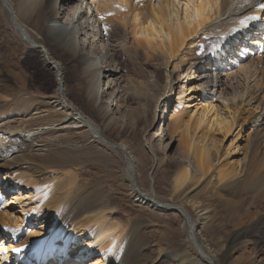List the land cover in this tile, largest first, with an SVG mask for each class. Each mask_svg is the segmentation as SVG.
<instances>
[{
    "label": "bare ground",
    "instance_id": "obj_1",
    "mask_svg": "<svg viewBox=\"0 0 264 264\" xmlns=\"http://www.w3.org/2000/svg\"><path fill=\"white\" fill-rule=\"evenodd\" d=\"M185 3L187 0L179 4L172 0H0L12 31L25 46L40 51L41 63L53 73L55 82L50 94L38 98L29 97L23 82L18 93L30 99L19 102L22 99L6 95L10 89L0 99V109L8 100L13 105L0 116V264H264L260 251L250 253L245 248L243 255L232 258L238 244L250 245L254 234L263 237L264 206L233 211L238 205L230 199L237 195L241 199L243 194L250 201L264 199L258 195L264 192V0H193L187 19ZM109 12L113 15L99 19ZM25 20L32 22L35 32H43L52 47L76 60L84 87L64 81L60 64L36 41ZM115 28L124 34L123 42L116 40V46L130 66L140 68L145 76L137 85L133 76L129 81L123 78L111 49L110 31ZM209 40L215 46L203 55V44ZM244 44L255 45L259 55L244 56L237 63L241 58L235 52L245 53ZM94 55L100 56L99 61L93 60ZM156 70L163 72V93L157 97L148 131L155 130L161 140L168 136L167 151L175 141L182 151L175 158L183 165L176 169L173 183L179 203L163 201L153 190L151 172L155 174L158 166L153 153L151 172L146 174L150 187L145 190L137 167L145 158H135L126 145L108 140L68 98V93L76 94L108 124L114 115L126 117L131 92L157 87ZM221 74L228 82L234 79L240 84L243 79L245 87L217 92L215 97L206 94L222 85ZM13 76L21 78L14 72ZM254 85L261 87L258 95L249 94ZM174 91L178 92L176 100H172ZM256 97L261 100L254 106ZM98 149L107 151L101 154L102 163L128 172L129 193L135 202L158 214L169 211L177 216V226L166 223L176 222L172 216L159 222L168 247L158 244L153 252L144 236L140 240L137 221L132 227L121 224L119 218L111 221L100 187L79 185L76 175L85 168L81 159L92 162ZM139 155L145 156L143 149ZM200 191L204 201L198 199ZM57 192L63 201L58 199L56 204ZM133 245L143 252L137 248L136 255Z\"/></svg>",
    "mask_w": 264,
    "mask_h": 264
},
{
    "label": "rangeland",
    "instance_id": "obj_2",
    "mask_svg": "<svg viewBox=\"0 0 264 264\" xmlns=\"http://www.w3.org/2000/svg\"><path fill=\"white\" fill-rule=\"evenodd\" d=\"M23 22H24V25L29 30V32H31L33 36H36V41L48 49L49 51L48 53L51 55L50 57L53 60L55 59V61H57L60 64L64 81H68V83H70L71 85H75L76 83L79 82L82 85L81 88L84 87L85 84L82 83L81 79H79L80 78L79 77L80 71L78 68L79 64L76 62V60L72 59L68 54L60 50H57L55 47H52L50 42L46 41L48 39L45 38L43 32H39V34L35 32L34 26L31 21L25 20ZM120 30H121L120 28H115L110 31L111 33L110 40H112L110 42L111 49L112 50L114 49L113 51L117 56L115 58L119 63V66L121 68V73L124 75L123 78H126V80L129 81V77L133 76L132 78L134 79V84L137 85V81L143 80L142 78H144L145 76L144 74H142V70L140 68L137 67L136 69H133V67L130 66V64L125 59L126 58L125 55H123L120 48L116 46L117 45L116 40L117 42H123L124 40V36H123L124 34L122 30L121 31ZM256 38H259V37H252V40L254 39L256 40ZM257 40L259 41V39ZM239 42H241V40ZM204 43L205 44H203L204 45L203 51L201 50L202 54L205 53L207 49L211 50L215 46V42L213 40H209ZM124 44L125 42L122 43V45ZM252 46L253 48H251V46L248 47V45L246 44L241 46L243 48V52H245L247 55H245V53L241 55V52H239V50L235 52V54H237L238 52V54L235 55L237 59L239 60L241 58L240 59L241 61L239 60L237 61V63H242L244 56L246 58H249L251 56L256 57L257 55H259V51L256 49L257 47L255 45H252ZM230 52L232 53L233 51L231 50ZM238 55H240L241 57H238ZM99 58L100 56L97 57V55H94L93 60L99 61ZM201 59H203V57ZM139 61L142 63L143 59L139 58ZM145 69L148 71H153L149 66H146ZM232 71L235 72V70H232ZM232 71H230L229 73H231ZM13 72L16 73L18 77H21V78H19L18 80L14 78V76L12 78ZM156 73H158L156 76L158 77L157 79L159 82L156 88H159V90L155 88L153 89V91H147V92L142 91V93H140L141 91H139V93L136 91L139 95L136 92L135 93L131 92L130 96L127 98L129 107L127 110L126 117L123 118V117H120L119 115H114L115 116L113 119L114 121L108 124L105 123V121H103L101 118H99L97 114L95 113V111L91 110V108L88 107L80 97H77L76 94L74 95L72 93H68V98L76 106V108L81 110L82 113H84L86 116L91 118L96 123V125L100 127L102 134L108 140L115 142V143L126 145L128 147L129 152L132 155H135V158H138V159L145 158V162L143 163L142 166L140 163L139 165L137 164L138 174L140 177L139 183L142 189H145V190L149 189L150 187L146 174H148L149 171L151 172L150 165L152 162V153H153L154 156L157 158V163H158V166H157L158 168L156 167V169L154 170L155 174L151 172L153 180H154L153 190L155 189L154 191H156L157 197L162 199L163 201L165 200L171 203H179L180 196L173 193L174 192L173 183H174V178L176 177L178 166L183 165V163L180 164V162L178 160H175V158H176V155H179V156L182 155V151H180L181 149H179L180 147L177 144V141L173 143L170 151H167L165 147V143H168L169 141L168 136L166 135L167 137L166 136L163 137V135H161L163 137V139L161 140L159 136L156 135L158 133L154 132L155 130L151 129L150 131H148L154 119L153 116L155 113V108L158 105L155 103H157V99L160 97L159 94L161 92L163 93V84H161L163 83V80H164L163 72L161 70H156ZM220 76H222V78L220 79V81L222 82V85L219 84L221 87L217 85L215 88L211 89L212 93L205 92L206 94H209V95L212 94L215 97L217 96L216 94L217 92L218 93L221 91L227 92V91H232L234 89L239 91L243 89L244 85H243V82H241L243 81V79L240 81V84H238V82L236 83L234 79L228 82L226 78L223 76V74H221ZM173 80H174L173 83L177 82L176 76L173 77ZM23 82L26 83V89H27L26 93L30 94L29 97L34 96L35 98L50 94L55 86L53 73L45 69L43 67V64L41 63L40 51L38 49H34V48L32 49L24 45L21 38L12 31L9 25V22H8V15L6 11L0 5V99L3 98L4 92L10 89V91H8L6 95H11L12 98L18 97L19 99H22L21 101H19L18 99L19 102L25 101L29 97H27V95L23 94L22 92L18 93V91L21 88L20 85H22ZM259 86L260 85H254L252 88L250 86L251 92L249 94L255 93L256 95H258L259 93L257 92L258 90L261 89V87ZM153 92L157 95H155ZM177 93H178L177 91H174V93L172 94V100L173 98L176 100ZM14 95L16 96L14 97ZM105 97L109 99V95ZM147 100L148 101L150 100V101L148 102ZM260 100L261 99L259 97H256L253 100L252 104L256 106V104H258ZM36 101L38 102V100ZM0 102H3V100H0ZM10 102L11 101L8 100L7 102L3 104L2 108L0 109V116L5 115L10 112L13 106V105L11 106ZM142 103H143V106L140 105ZM37 104H39V102ZM162 105L159 106L160 112H157L159 118L161 117V113L163 109ZM163 129H165V127ZM153 133L155 134L152 135ZM247 133H248V130L241 133L242 139L239 141L240 143L243 142L242 141L244 140L243 137H245ZM72 139H74L75 141H79V138L77 139L75 138V136H73ZM142 149L145 152V156L139 155V152ZM149 150H151V152ZM102 153H107V151L105 149L104 150L98 149V152H96L95 154L97 158L94 159L92 162H87L85 158L81 159V161H85V164H84L85 168L76 175L79 185L82 186V185L89 184V186L96 187L97 189H99L100 187L98 191L101 192L102 190L103 193L106 195L105 198L107 200L105 203L107 204L106 206H108L107 209L109 208V211L107 212L111 214L110 215L112 217L111 221H114L117 218H119L121 224L124 225L125 223H128V226H131V227H132V223H134L133 221H137V226H138L139 233L141 236L140 240L143 239V236L146 238V240L148 239L147 241L144 239L143 240L147 242L148 247L151 246L153 252H154V249H156V246L158 244L162 245L161 248H163V245L165 246L164 248L168 247L169 245L166 244L165 242H169V241H166L167 237L162 235L163 233H166V232L163 228H161L162 227L161 225L165 223L164 220L167 217L172 216L171 218L175 217L174 218L175 220L174 219L172 220L176 222H166V223H170L173 226H177L178 225V221H177L178 219H176L177 216L170 213L169 211L158 214L157 212H154L146 205L145 206L139 205L138 202H135L133 200V196H131L129 193V188H128L129 182L127 180L128 172L118 167L117 165L111 164L110 166H108L102 163L101 162L103 161V158H102L103 156L101 155ZM174 154L175 156H172ZM17 175L18 174L15 173V176ZM141 177H144V178L146 177V178L144 179ZM49 181H47V183ZM47 183L46 181L44 182V184H47ZM259 193L258 195L264 196V192H262L261 194ZM56 194L57 195H55L56 198L54 197L55 198L54 201L57 204L58 199H59L58 202L63 201V199H62V196H60L58 192ZM243 195H241V199L239 198L240 197L239 195H237L236 198L230 197V199L237 202L236 205L238 206H235L234 209L236 208L239 212H241L242 210H245V207L246 209L251 210L252 207H255L256 205L264 206V199L257 197V200L256 198H252L251 199L252 201H250V199H248V198H251L250 196L246 194L244 196ZM198 199L200 201L205 200L204 193H202L201 191L199 192ZM240 200H242V203L239 202ZM239 206L241 207L240 210L239 208H237ZM236 209L233 211H237ZM263 215H264V212H263ZM159 222L162 224H160ZM157 224H160V225H157ZM257 236H258L257 234L253 235L249 243L250 245H243L240 243L236 247L234 246L235 248L232 251V258H239L241 255L245 253V250L246 252H250V253L253 252L251 250H255L256 252L260 251L261 257L264 258V233L262 235L263 237L261 236L257 237ZM156 238L158 239V241ZM246 242L248 243L247 240ZM131 247H133L132 250L134 251L136 255H139L138 250L143 252V250L139 249V247L137 246L133 245ZM126 264H132V263L131 261H128L126 262Z\"/></svg>",
    "mask_w": 264,
    "mask_h": 264
},
{
    "label": "snow or ice",
    "instance_id": "obj_3",
    "mask_svg": "<svg viewBox=\"0 0 264 264\" xmlns=\"http://www.w3.org/2000/svg\"><path fill=\"white\" fill-rule=\"evenodd\" d=\"M181 2V0H172L173 4H179ZM193 2V0H187V3L184 4V8H185V19H187V8L188 5L191 4ZM201 2L203 3V0H201ZM116 8L120 9L121 11H126L125 8H122L120 4H116L114 5ZM113 15V13L109 12L106 15H100L99 19L104 20L106 19V16H110ZM197 18H199V11H197ZM149 24H151V21H149ZM105 27V33H107V26ZM7 230V229H6ZM15 251H19V249H15Z\"/></svg>",
    "mask_w": 264,
    "mask_h": 264
}]
</instances>
